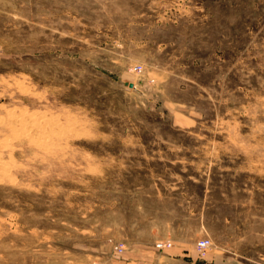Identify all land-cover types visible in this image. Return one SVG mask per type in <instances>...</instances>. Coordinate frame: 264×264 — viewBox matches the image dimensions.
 I'll use <instances>...</instances> for the list:
<instances>
[{"label": "rangeland", "instance_id": "rangeland-1", "mask_svg": "<svg viewBox=\"0 0 264 264\" xmlns=\"http://www.w3.org/2000/svg\"><path fill=\"white\" fill-rule=\"evenodd\" d=\"M168 241L264 264V0H0V264Z\"/></svg>", "mask_w": 264, "mask_h": 264}, {"label": "crops", "instance_id": "crops-1", "mask_svg": "<svg viewBox=\"0 0 264 264\" xmlns=\"http://www.w3.org/2000/svg\"><path fill=\"white\" fill-rule=\"evenodd\" d=\"M166 248L156 251L139 248L135 252H127L125 259L113 262L114 264H202L197 255L191 257L187 252L175 248L167 252Z\"/></svg>", "mask_w": 264, "mask_h": 264}, {"label": "built area", "instance_id": "built-area-1", "mask_svg": "<svg viewBox=\"0 0 264 264\" xmlns=\"http://www.w3.org/2000/svg\"><path fill=\"white\" fill-rule=\"evenodd\" d=\"M138 70H141V66H138ZM172 242L171 241H168V242H165V243H158L157 244V247L159 248V249H163V248H165V247H171L172 246ZM211 245H212V241H211V239L210 238H208V237H205V238H202V239H200L198 242H197V250H198V252L201 254V255H205L206 254V252H207V249L209 248V247H211ZM117 249H118V247H117ZM119 250H122V248H119Z\"/></svg>", "mask_w": 264, "mask_h": 264}, {"label": "bare ground", "instance_id": "bare-ground-1", "mask_svg": "<svg viewBox=\"0 0 264 264\" xmlns=\"http://www.w3.org/2000/svg\"><path fill=\"white\" fill-rule=\"evenodd\" d=\"M23 111H24V110H23ZM14 112H15V111H14ZM14 112H13V113H14ZM13 113H12V114H13ZM16 114H17V113H16ZM13 115H14V114H13ZM13 115H12V116H13ZM30 115H31V114H30ZM35 115H36V114H35ZM43 115H44V114H43ZM14 116H15V115H14ZM20 117H21V116H20ZM34 117H35V116H34ZM43 118H44V117H43ZM48 119H49V118H48ZM48 119H47V120H48ZM33 120H34V119H33ZM44 120H45V119H44ZM21 121H22V120H21ZM37 122H38V121H37ZM51 123H52V122H51ZM41 125H42V124H41ZM37 126H38V125H37ZM24 132H25V131H24ZM40 134H41V133H40ZM1 162H2V161H1Z\"/></svg>", "mask_w": 264, "mask_h": 264}]
</instances>
